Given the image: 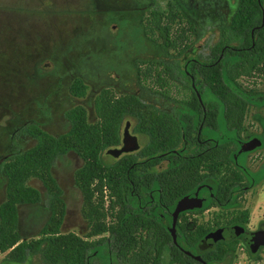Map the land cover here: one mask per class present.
Masks as SVG:
<instances>
[{
  "label": "flooded vegetation",
  "instance_id": "1",
  "mask_svg": "<svg viewBox=\"0 0 264 264\" xmlns=\"http://www.w3.org/2000/svg\"><path fill=\"white\" fill-rule=\"evenodd\" d=\"M131 3L134 11L139 14L144 37L156 48L146 56L129 57L126 66L128 72L133 71L132 84L139 90L148 91V97L130 92L128 86H121L120 82L107 84L98 91L99 93L105 89L110 103L117 102L124 95L136 97L127 99L128 113L123 115L116 127L117 143L104 152L114 160L125 155H135L137 161L129 165L134 166L136 162L143 160L139 153L143 147L139 146V136L151 138L152 145L148 149L150 161L139 165L140 168L148 169L150 186L135 193L132 191V195L128 197L123 196L120 207L123 208L125 203L129 205L130 201L137 208L162 219L166 230L171 234L175 206L181 198L187 196L192 200L177 213L175 235H210L209 239L202 238L199 241L198 248H193L190 252L192 255L200 256V250L212 247L217 242L225 243L227 234L231 237L238 236L250 256L264 253V246L251 251L249 243L245 241L248 233L264 231V201L253 198L264 186V117L261 114L264 94L252 93L250 99L245 100L237 125L235 120L228 121L222 114L224 109L221 106L225 103L223 100L204 97V90L208 85L204 83L202 76L205 66H212L211 70L217 72L220 61L232 57L241 49H249L254 44V30L264 23V0H256L260 24L253 25L250 29V46L239 45V42H246L247 37L225 34L224 28L231 24L240 0H166L163 7L155 4L154 0H131ZM152 13H156L155 21H160L163 29L155 25L152 32L146 33L142 18ZM222 31L224 35L221 34ZM221 40L224 43L217 51V44ZM75 77L84 82L81 76ZM84 84L86 85L85 82ZM139 102L143 105L142 109L137 104ZM138 109L148 112L149 134L138 128L135 113ZM176 128L180 129L181 141L176 148L162 149L161 143L156 139L169 138ZM130 136L135 138L138 148L123 150L126 146L124 138L131 139ZM224 138H227L228 145L221 148ZM248 143L254 147L243 150L242 147ZM111 150L122 151L115 155ZM221 150L227 153L222 155ZM11 152L13 151H6L0 156V163ZM170 152L179 154L186 160L184 166L180 167L185 179L191 178L193 182L179 197L170 192L162 196L160 187L162 179L166 183L174 174L172 169L176 166H170ZM126 172L129 173V170ZM253 210L258 212L255 222L249 220ZM211 239L215 241L209 244ZM176 246L180 248L179 245ZM191 258L198 262L192 264H204ZM223 259L210 262L202 260L206 264H220ZM172 263L189 264L187 260L172 261L167 252L163 264Z\"/></svg>",
  "mask_w": 264,
  "mask_h": 264
},
{
  "label": "trees",
  "instance_id": "2",
  "mask_svg": "<svg viewBox=\"0 0 264 264\" xmlns=\"http://www.w3.org/2000/svg\"><path fill=\"white\" fill-rule=\"evenodd\" d=\"M155 14L142 18L146 33L152 32L155 25L163 29L160 21L156 23ZM256 24H260L256 0H240L231 24L224 28L225 34L247 37V41L239 42V45L250 46V29ZM161 33L164 32L161 30ZM221 34L224 35L223 31ZM223 43L221 40L217 44V51ZM217 67V72L211 70L212 66L204 67L203 81L208 85L204 97L223 100L222 114L238 125L245 100L250 99L255 91L241 87L239 79L254 75L264 77V23L254 30V44L249 49H241L232 57L220 61ZM69 91L74 97H83L86 85L75 77ZM107 95L105 89L96 95V120L93 122L88 121L84 105L77 103L65 111L69 127L63 133L50 134L34 123L19 128L20 132L34 137L35 143L26 149L14 150L0 163V178L4 182V198L0 202V253L6 252L5 257L9 261L22 263L30 252L41 250L42 257L50 264H98L92 259H104L110 254L123 264H162V257L167 251L172 261L198 263L183 250L191 252L193 248H198L199 241L205 236L203 233H177L176 241L181 250L173 243L162 219L153 217L130 201L129 205L125 203L123 208L120 207L123 196L128 197L132 191L135 193L150 186L148 169L139 165L150 161L148 149L152 141L147 139L139 152L143 160L134 166L129 165L137 161L135 155H125L109 163L103 161L104 150L117 143L116 127L123 115L128 113L127 99H136L134 95H124L117 102L110 103ZM137 104L142 109V103ZM140 109L135 112L138 128L149 134L148 112ZM156 140L161 143L162 149L176 148L181 141L180 129L172 131L169 138ZM222 140L221 148L228 145L227 138ZM68 151L75 152L82 159V164L74 172V183L82 196L80 212L88 228L85 237L60 230L66 205L62 190L51 174V167L58 156ZM220 153L224 155L227 152L221 150ZM169 155L172 160L170 166L176 167H173L174 174L169 181L165 183L164 179L161 180L162 196L170 192L179 197L193 182L191 178L185 179L180 167L186 160L179 154L170 152ZM32 177L39 179L45 188L50 215L36 238L24 240L18 231V207L42 200L41 192L27 183ZM93 237L98 238L90 239ZM235 245L234 239L217 242L200 250L199 254L206 262L221 260L231 255Z\"/></svg>",
  "mask_w": 264,
  "mask_h": 264
},
{
  "label": "rangeland",
  "instance_id": "3",
  "mask_svg": "<svg viewBox=\"0 0 264 264\" xmlns=\"http://www.w3.org/2000/svg\"><path fill=\"white\" fill-rule=\"evenodd\" d=\"M154 1L163 7L166 0ZM132 5L131 0H0V156L35 143L29 133L20 132L21 126L34 123L53 135L65 132L69 127L65 111L74 104L84 105L88 120L94 121V97L107 84L120 82L130 92L148 97V91L132 84L133 71L126 68L129 57L156 50L144 37ZM75 76H81L87 86L80 98L69 91ZM239 82L243 88L258 90L255 94H264L261 75ZM261 114L264 117V106ZM146 141L139 136V146ZM102 159L114 160L106 152ZM81 164L82 159L68 151L55 159L51 174L66 205L61 232L85 237L88 228L80 212L82 196L74 183V172ZM27 183L41 192L42 200L18 207V231L24 240L36 238L50 215L42 182L32 177ZM3 184L0 178V202ZM253 198L264 201V186ZM251 213L249 220L255 222L258 212ZM233 238H237L235 254L226 255L220 264H264V253L250 256L238 236L227 234L225 242ZM5 254L0 253V264H50L41 250L30 252L22 263L9 261ZM166 258L167 251L162 264ZM92 260L121 264L113 254Z\"/></svg>",
  "mask_w": 264,
  "mask_h": 264
},
{
  "label": "water",
  "instance_id": "4",
  "mask_svg": "<svg viewBox=\"0 0 264 264\" xmlns=\"http://www.w3.org/2000/svg\"><path fill=\"white\" fill-rule=\"evenodd\" d=\"M131 139H127L126 137L124 138V141L126 143V146L123 148V150H135L138 148V144L135 140L134 137H131ZM254 147L253 146H250L249 143L247 146H243L242 149L243 150H247V149H250ZM122 150H111L110 152L111 153H114L115 155L119 154ZM190 200H192L191 198H188L187 196L181 198L176 206H175V209L173 211V218H172V226H171V229H170V232H171V237H172V241L175 245H177V241H176V235L174 233V226H175V222H176V216H177V213L181 210H183L184 208H186L190 202ZM210 238V235H206L204 236V239H209ZM214 239H211L209 244H212L214 243ZM245 241H247L250 245V249L251 251H255L258 247L260 246H264V231H261V232H251V233H248L247 235H245ZM187 255L195 258L196 260H199L201 262H203L204 264H206L201 258L200 256H197V255H192L190 252H185Z\"/></svg>",
  "mask_w": 264,
  "mask_h": 264
}]
</instances>
